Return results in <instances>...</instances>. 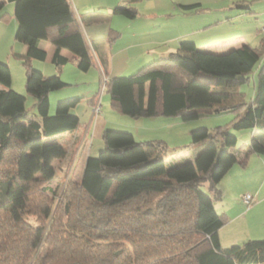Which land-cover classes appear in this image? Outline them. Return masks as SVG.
<instances>
[{
	"label": "trees",
	"instance_id": "1",
	"mask_svg": "<svg viewBox=\"0 0 264 264\" xmlns=\"http://www.w3.org/2000/svg\"><path fill=\"white\" fill-rule=\"evenodd\" d=\"M133 1L123 0L112 14L135 19ZM7 2L14 7L16 37L26 44L17 60L25 68V91L35 110L27 112L26 98L11 89L10 69L0 62V168L7 167L6 157L11 156L10 168L0 172V264H264V242L221 248L218 233L228 217L214 207L221 198L217 186L230 169L264 152V59L252 100L246 103L239 91L264 56V45L214 54L183 41L167 58L129 77L106 80L111 107L122 115L187 122L206 110L228 112L235 114L234 130L251 129L254 136L239 161L231 152L237 138L227 129L216 136L207 129L192 131L193 145L209 143L194 162L177 165L162 159L160 143L136 142L129 133L106 130L103 149L86 160L80 182L71 188L79 233L66 228L45 233L42 226L27 225L24 216L35 186L53 179L52 162L67 156L63 142L79 125L70 110L80 99L59 101L49 115V94L68 85L58 76H44L30 61L45 60L46 52L37 46L43 40L55 48L52 64L57 72L68 63L61 49L77 58L81 72L93 62L68 0ZM106 63L101 60L104 70ZM222 87L229 90L214 91ZM44 216H49L47 210ZM110 230L131 249L112 247Z\"/></svg>",
	"mask_w": 264,
	"mask_h": 264
},
{
	"label": "rangeland",
	"instance_id": "2",
	"mask_svg": "<svg viewBox=\"0 0 264 264\" xmlns=\"http://www.w3.org/2000/svg\"><path fill=\"white\" fill-rule=\"evenodd\" d=\"M120 1L121 0H86L82 12H78L79 15L84 16V18L82 17V21L84 23L83 29L86 35L87 33L91 35L90 28L93 23L97 22L99 24H104V20H107V23L109 21V23L105 25L106 27H104V25H98L100 30L109 28V33L105 34L103 37L105 38L106 44L110 46L112 56H114L113 69L110 72V76H106V79L129 77L139 71L143 66L151 63L147 62L142 65L140 61L132 59L127 60L126 54H118V50L123 48V44L126 40L132 39L131 35L132 30H134V24L141 22L148 24L171 22V24L179 23L183 24V26L197 23L203 26L208 22L210 25H213L208 30V33H210L208 39L211 38L213 40L211 41L212 43L205 45L223 43L227 40L242 37L246 39L253 48H259L261 45H264V0H203V9L209 10H203L197 14L192 12L191 14L194 15L189 17H185V15H183L184 12L178 9V5H176L178 0H137L130 7L135 8L136 11L139 10L142 14L150 16H144L145 18L141 16V19L133 20L121 16L112 18V11L109 13L111 9L108 11L105 8L107 4L113 3L110 4L113 5V9L118 3H121ZM236 1L238 3L246 1L245 8L235 9V6L233 7L232 5ZM160 6L162 10L159 9ZM11 9L12 7L8 5L4 6L2 14L8 13V16H4V22L9 21L8 18L12 14L9 12ZM161 11L171 14L168 17H160L161 14L159 15V13H161ZM152 13L153 15H151ZM239 15H241L242 18H239ZM13 28L14 26L12 25L11 32H7L9 31L7 30L4 36L2 32H0V62L8 65L11 73V89L26 98L25 108L27 112L31 114L34 113L35 110L34 100L32 97L28 96L25 91V68L16 60V54L19 53L22 45H20L21 42H18V39L15 40L16 36H14V34L12 35V33H14ZM48 44L49 43L42 40L43 47L45 45L48 46ZM199 47L204 48V45ZM12 51L14 53H12ZM263 59L264 56L251 72L249 82L239 87V91L245 96L246 103H249L254 96L255 76ZM34 64L41 68L43 67V72H39L46 77L58 76L68 85L60 91L49 94V115L54 114L56 104L59 101L80 99L76 107L70 110V114L76 116L79 119V123L81 121L85 122L91 110L90 104L85 101V97L88 95L90 97L96 96V98H102L103 103L98 104V112L96 113L93 110L92 112L96 115L107 112L105 114L107 117V128L105 129L129 133L133 135L136 142L154 141L162 144L164 148L162 159L165 160L167 164L178 165L186 162H194L198 153L209 143V140H207L193 145L191 143L190 133L195 130L207 129L213 136H216L218 130L227 129L231 135L237 138L236 146L231 152L237 154L238 158L242 157V154H239L246 151L250 144L251 137L254 136L251 129L234 130L231 125L235 120V114L228 112L214 113L206 110L201 112L199 118L187 122H183L177 117L133 118L122 115L112 109L110 96L106 93L105 84L103 85L104 78L101 77L97 67L91 66L87 72H81L77 69L74 62L70 61L61 72L56 71L55 74H51L54 73V67L51 65L49 59H47V61H34ZM222 90L229 89L227 87H222L214 91ZM87 111L89 112L88 116H85L87 115ZM136 120H145L146 123H142V121L141 123H137ZM141 137H146V139L151 138L153 141H143L140 139ZM66 143L70 145L73 141L72 139H68ZM96 145L97 143L95 146ZM102 149L103 148H101V150ZM101 150L94 149L92 156L96 157ZM69 157L70 156L61 160H54L51 164L54 171L53 179L48 183L36 185L32 191L24 216L26 224L32 228L42 226L45 233H55L57 231L64 232L65 228L72 229L76 233H79L80 229L75 223L77 217L72 213L73 207L77 204V199H73L72 196L75 191L71 188L73 184L76 185L80 182V170L77 164L74 169L75 171L71 175L73 166L71 169ZM9 158H11V156L8 154L5 164L7 167L2 166L0 168L1 173H5L10 168ZM76 160L77 158H72L73 165H75L74 162H76ZM239 161H241V158H239ZM38 178H40V176H38ZM200 189L206 194L209 193L206 185H202ZM217 190L220 192L221 196L220 200L214 202L216 205L215 210L218 211L217 213L225 214L228 217V221L240 215L236 222H233L235 221L233 220V223H226L222 227H225V231L231 230L228 236L235 234L246 242H264V152L260 155L251 154L244 165L235 164L218 184ZM246 195H250L252 198L253 204L249 210L253 209V211L249 212L245 218L244 212L248 211V209L243 201V196ZM67 204H69L68 207H66ZM45 210L49 212L47 218L44 216ZM225 210L228 211L227 214ZM65 212H67V214H65ZM228 224L229 227H226ZM84 232L86 233V230H84ZM113 232V230L108 232L113 236L112 238H114H110L113 242L112 247L115 249H131L127 241L118 240V236L116 234L113 235ZM220 234L222 235V232H220ZM224 245L222 244V249L231 247L230 244ZM32 256L35 258L36 255L33 253ZM61 264L66 263L62 262ZM69 264H71V262H69Z\"/></svg>",
	"mask_w": 264,
	"mask_h": 264
},
{
	"label": "crops",
	"instance_id": "3",
	"mask_svg": "<svg viewBox=\"0 0 264 264\" xmlns=\"http://www.w3.org/2000/svg\"><path fill=\"white\" fill-rule=\"evenodd\" d=\"M85 1L86 0H68V3H69L71 10L73 11V13L76 17V20L80 26L81 32L84 36L86 45L89 49L90 56H91L92 62H93L92 66L97 67L99 73L101 74V77L106 79V76H108V75L110 76V72L113 69L114 56H112L110 46L106 44L105 38L103 37L105 34L109 33V28L108 29L103 28L100 30L98 25H104V27H106L105 25L108 24L109 21L107 23V20L106 21L104 20V24L103 23L99 24L97 22L93 23L94 27H93V25H91L92 26L91 28L89 27L90 31H91V35L90 34L88 35V33L86 35V33L84 32V29H83L84 23L82 21V17L84 18V16L78 14V12H80V11L82 12V10L85 6L84 5ZM122 1L123 0H121L120 2H122ZM135 1H137V0H134L133 3ZM0 2L4 3L2 9L0 10V32H2V35L4 36V34L6 33L7 30H9L7 32H11V27L13 25L14 26V28H13L14 33H12V35L14 34V36H16L17 32H18V24L16 23L14 16H13V10H14L13 4L7 2V0H0ZM203 3H204L203 0H178L176 5H178L177 7L180 11L184 12L183 15H185V17H189V16L197 14L203 10L208 11L209 9H203ZM246 3H247L246 1H243V3H238L236 1L235 3H233L232 6L233 7L235 6V9H243V8H245ZM110 4H113V3H109V5L107 4L105 7L108 11L111 9L109 13H111V11L113 10L112 9L113 5H110ZM5 5L12 7V9L9 10L10 14L11 13L12 14L8 18V20H9L8 22H4L5 18L1 19L5 15L8 16V13L2 14L3 8ZM117 5H119V3ZM189 6H195V7L190 9V10L183 9V7H189ZM242 6H244V7H242ZM228 8L233 9L231 7H228ZM159 9L162 10V7L160 6ZM192 12H194V14H191ZM160 14H161L160 17H164V16L168 17V16H170L171 13L169 14V13H164L161 11V13H159V15ZM151 15H153V13ZM116 16L117 15L111 14L112 18L116 17ZM141 16H143V18H145L144 16L147 17L150 15L142 14L138 10L137 11V17L135 19H139ZM239 18H242V16L239 15ZM198 24H200V23L191 24V25H184V26H183V24H179V23H177V24L172 23L171 24V22H158V23H152V24L141 22V23L134 24V30H132V35H131L132 39L126 40V42L123 44V48L118 50L119 51L118 54L119 55L126 54L127 60L132 59L135 61H140L142 63V65H144L147 62H153V61H157L160 59L167 58L170 54H172L176 51V49L178 48V45L183 41H192L196 44V46L198 48H200L199 46L204 45V48H200V49H204V50L211 52V53H214V54H222V53H226L232 49H237L243 45H250L248 43V41L246 39H244L243 37L238 38V39L227 40L223 43L205 45L208 43H212L211 41L213 39H211V38L208 39L210 37V33H208V30L213 25H210V23H208V22L206 23V25H203V26H200ZM101 27H103V26H101ZM121 38H122V36H121ZM16 39H17V37H15V40ZM18 42H21L20 45H22V46H21L19 53L16 54V60H17L18 56L23 55L26 51V44L21 40H18ZM46 43H49V42L46 41ZM50 45L51 44L49 43L48 46L45 45L46 47L45 46L43 47L42 40L37 42V46L46 52L45 61H47V59H49L51 65L53 66L52 57L54 55L55 48L52 45L51 46ZM12 53H14V52L12 51ZM59 53H60V55H62L63 57H66L68 59V63L70 61H73L75 65L77 64V58L73 54L68 52L67 50L61 49ZM103 59L107 61L105 70L101 64V60H103ZM34 61H38V60L32 59L30 61L31 67L35 70L43 72V67L41 68L38 65H35ZM6 62H8V61H6ZM142 65H140V66H142ZM65 66L60 70V72L65 68ZM56 71L57 70L54 67V73H51V74H55ZM108 79H111V78H107L106 80H108ZM0 89H1V87H0ZM85 98H86V100H85L86 103H89L90 108H91L89 117L88 118L86 117L85 122L81 121L80 122L81 124L79 123L75 132L71 135H68L65 138V141L63 142V144L67 150V156L66 157L70 156L69 159H70L71 169L73 166V169L71 170V175L75 171L74 170L75 166L78 164V167L80 170V173H79L80 178L82 177L86 160L89 157H93L92 152H94V149L95 150H101V148L104 147L102 135H103V132L106 130L105 128H107V123H106L107 117L105 115L107 112L99 114V115L93 114V112H92L93 107L95 105H97L99 103H103L102 98L101 99L96 98V96L90 97L88 95ZM88 113L89 112L87 111V115H85V116H88ZM141 121H142V123H146L145 120H136L137 123H141ZM82 122H84V123H82ZM147 123H151V122H147ZM68 139H70V140L72 139L73 143L68 145L69 143H66V141ZM140 139L143 141L144 140L153 141L151 138L146 139V137H141ZM96 143H97V145L95 146ZM65 158H63V159H65ZM72 158H77L76 162H74L75 165H73ZM59 160H61V159H59ZM252 204L248 207L246 206L248 211L244 212L245 218L249 212L253 211V209L249 210V208L252 206ZM214 207L216 208L215 204H214ZM225 212L227 214L228 211L225 210ZM239 216L240 215H237L234 218L229 219V221H227V223L236 222L238 220L237 218H239ZM233 220H235V221H233ZM226 227H229V224ZM227 231H225V227L219 230L218 239H219V243H220L221 247H222V244L223 245L224 244L225 245L230 244V246H243L247 243L244 239L239 238L235 234H232V235L229 234L231 237L228 236V233H230L231 230H227ZM220 232H222V235L220 234Z\"/></svg>",
	"mask_w": 264,
	"mask_h": 264
},
{
	"label": "built area",
	"instance_id": "4",
	"mask_svg": "<svg viewBox=\"0 0 264 264\" xmlns=\"http://www.w3.org/2000/svg\"><path fill=\"white\" fill-rule=\"evenodd\" d=\"M263 32H264V29H263ZM105 83H106V79H103V85H104ZM98 109H99L98 104L95 105V106L93 107V111L96 112V113L98 112ZM243 201H244V203H245V205H246L247 207L250 206V205L252 204V198H251L250 195H246V196H244Z\"/></svg>",
	"mask_w": 264,
	"mask_h": 264
}]
</instances>
